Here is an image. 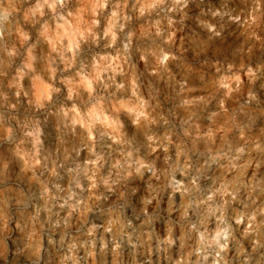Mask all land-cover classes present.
Instances as JSON below:
<instances>
[{"label": "clouds", "instance_id": "clouds-1", "mask_svg": "<svg viewBox=\"0 0 264 264\" xmlns=\"http://www.w3.org/2000/svg\"><path fill=\"white\" fill-rule=\"evenodd\" d=\"M0 264H264V0H0Z\"/></svg>", "mask_w": 264, "mask_h": 264}]
</instances>
